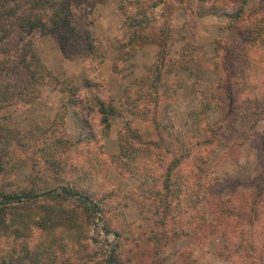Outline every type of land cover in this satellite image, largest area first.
Here are the masks:
<instances>
[{
	"label": "rangeland",
	"instance_id": "374dc122",
	"mask_svg": "<svg viewBox=\"0 0 264 264\" xmlns=\"http://www.w3.org/2000/svg\"><path fill=\"white\" fill-rule=\"evenodd\" d=\"M211 1L207 6L218 7L220 13L199 14L198 0H165L156 21L146 29L137 26L139 37L126 46L129 39L125 16L128 13L125 15L119 7L121 0H72L69 10L75 34L68 40L60 38L58 27L53 32L36 30L33 33L32 50L49 74L38 77L36 84L28 85L27 68L19 66V71L10 77L13 88L9 94L12 91L18 94L0 104V192L59 191L75 178L74 170L65 165L67 155H73L72 165L83 160L89 171L99 176L97 179L85 176L82 183L86 189L98 192L94 197L98 205L84 233L88 235L86 244H82L83 250L72 254L71 261L58 259L55 264H103L110 256L111 264H118V260L122 264H235L226 258L222 241L214 235L219 214L215 212L216 206L207 204L206 200L196 204L195 210L203 213L209 210V226L204 230L206 234L195 236L191 243L166 217L162 227L167 229L169 237L158 251L152 245L137 243L136 246L130 239L122 241L113 233L122 223H133L141 217L151 230V220L156 217L150 202L154 201L158 182L150 176L149 169L137 173L125 168L122 175L118 167L120 164L125 167L130 160V152L122 149L118 139L128 121L127 113L131 111L127 91L134 100L140 99L138 108L141 110L135 113H144V97L153 94L147 85L153 67L160 63V56H165L167 61L177 60L178 66L169 74L176 79L175 90H169L170 97H164L153 108L163 128L160 132L162 147L158 150L163 156L174 149V134H182V138L191 141L188 136L191 130L205 123H217L224 112L214 99V95L221 92L219 75L200 71L199 67L194 71L184 68L186 54L193 52L201 59L203 52L212 57L214 53L226 51L229 56L221 63V68H228L238 81L244 74V61L246 55L249 56L247 36L238 25L230 24L226 16L237 10V4L235 0H225L222 4ZM255 5L264 6V0H248V8ZM161 31L163 36H160ZM162 38L164 41H160ZM12 41L15 46L21 44L17 38ZM1 82L7 84L10 79ZM31 89L34 94H30ZM162 91L163 87L159 93ZM99 103H111L123 112L113 118L107 136L100 133ZM238 107L235 108L240 116L229 113L216 133V145L204 151L208 158L205 171L211 180H219L222 198L230 197L234 188L240 194L251 192L250 184L264 166L260 156L264 143V111L255 118L242 114L245 107L241 104ZM77 118L87 121L89 128H78ZM89 130L95 137L88 138L89 142L82 141L83 151L78 148L65 154L63 142L72 147ZM146 143L141 146L148 149ZM96 148L102 151V155L98 153L100 157L95 158L97 162L102 160L99 167L90 164V157L97 154ZM117 156L120 162L112 163ZM61 166L65 169L63 172L57 170ZM78 200L79 194L61 200L63 208L76 212L77 216H71L76 222L85 219ZM66 219H61L62 224H73L66 230H73L71 234L75 235H65L66 231L60 236L70 239L67 243L72 242L74 249L76 240L84 237L83 233L77 234L82 230L81 223L75 227ZM242 262L239 259L236 264Z\"/></svg>",
	"mask_w": 264,
	"mask_h": 264
},
{
	"label": "trees",
	"instance_id": "16d2710c",
	"mask_svg": "<svg viewBox=\"0 0 264 264\" xmlns=\"http://www.w3.org/2000/svg\"><path fill=\"white\" fill-rule=\"evenodd\" d=\"M71 1L0 0V104L5 103L7 99L15 98L18 94L13 91L9 94V92L13 88L10 77L19 71V66L27 68L30 80L28 85L36 84L38 77L49 74L48 69L41 64L32 50L33 33L36 30H40L41 33L53 32L58 27L60 38L68 40L72 34H75L70 19ZM121 1L119 7L124 14L128 13L125 14L126 36L127 40L129 39L124 44L126 46L139 37L137 26L146 29L156 21L159 9L165 0ZM208 2L209 0H198L199 14L208 11L220 13L218 7L211 8L210 4L207 6ZM212 2L222 4L225 0H212ZM235 3L237 10L226 16L230 24L238 25V29L246 34L249 50L240 81L234 79L228 68L225 70L221 68V63L229 56L226 51L224 54L214 53L212 57L203 52L201 59L196 58L193 52H189L186 54L183 66L193 71L199 67L200 71L217 72L219 75L221 92L219 91L220 94L216 97L214 95V99L216 105L224 112L221 113L217 123L196 126L189 132L191 134H188L191 141L182 138V134L181 136L174 134V149L170 153L166 151V155L161 156L158 150L162 147L160 132H163V128L153 108L164 97L167 99L170 97L169 90H175L176 79L169 74L178 66L177 60L167 61L165 56H160L158 59L160 63L153 67L152 75L147 82L153 94L144 97L146 99L144 113H135L141 110L138 108L140 99L134 100V96L129 90L127 91V94H130L127 96V102L131 111L127 113L128 121L119 132L118 139L122 149L130 152L128 153L130 160L129 163H125V167L118 165L119 171L123 175L125 168L136 170L137 173H145L146 169H149L150 176L158 182V188L154 201L150 202V207L156 215L151 220V226L153 225L151 230L147 229V222L142 217L133 223L124 222L119 230L113 232L122 241L130 239L136 246L137 243L152 245L158 251L169 237L167 229L162 227L166 217L171 224L177 225V232L191 243L195 236L203 235L204 230L209 226L207 222L209 210H205L207 211L204 212L205 214L195 210L196 204L204 203L206 200L207 204L216 206L215 212L219 214L214 235L218 241H222L221 248L225 250L226 258L233 260L235 264L239 259L243 261L242 264H264V166L255 181L251 182L253 188L251 192L240 194L234 188L228 198H222L221 190H218L219 180H211L205 171L208 158L204 151H209L216 145V133L226 116L229 113L237 114L235 107L239 104L245 107L242 112L245 116L256 118L264 111V6L255 5L248 8V0H235ZM162 33L161 31L160 36ZM14 38H17L21 44L15 46V42L12 41ZM160 41H164V38ZM35 66L38 70H35ZM7 78L10 82L2 84L1 81ZM238 82L241 84L239 85ZM161 87H163L162 94L159 93ZM33 92L31 89L30 94H34ZM97 112L101 116L102 136H107L109 133L113 118L123 113L111 103L108 105L99 103ZM76 124L80 129L89 128L87 121L80 118H77ZM148 131L150 135H147ZM94 137L95 133L89 130L84 132L72 147L67 146L64 141V152H74L78 148L83 151L82 141L89 142L88 138ZM145 142L148 149L141 146ZM96 152V156L90 157V164L94 163L99 167L100 164L102 165V160L98 159L97 162L95 158L100 157L102 151L96 148ZM72 156L65 157V165H70V170H74L75 178L73 181H68V186H62L59 191L53 189L33 192L24 189L0 192V264H55L58 259L67 262L71 261L72 254L80 249L83 250L82 244H86L84 241H87L88 237L84 233L87 225L91 224L98 193L95 189H86L82 184L83 178L88 176L97 179L99 176L98 173L92 174L83 160L72 165ZM260 156L264 159V143L260 148ZM112 160V163H119L120 157L117 156ZM57 170L63 172L65 169L61 166ZM76 194H79L78 201L85 216L84 220L79 219L77 222L71 217L77 216L76 212L66 210L61 204L63 197H75ZM241 196L243 200L240 201ZM65 218L73 222L75 227L81 223L82 230L77 234L83 233L86 239L80 237L76 240L78 250L76 246L72 248V242L67 243L70 239L60 236L66 231L65 235H75L71 234L73 230H66V227L69 228L73 224L68 226L62 224L61 219ZM105 229L108 231V228ZM219 255L223 254L220 252ZM117 263L122 264L120 260ZM103 264H110L109 259H104Z\"/></svg>",
	"mask_w": 264,
	"mask_h": 264
},
{
	"label": "water",
	"instance_id": "95a60500",
	"mask_svg": "<svg viewBox=\"0 0 264 264\" xmlns=\"http://www.w3.org/2000/svg\"><path fill=\"white\" fill-rule=\"evenodd\" d=\"M109 263L111 264L112 263V257L110 256L109 258Z\"/></svg>",
	"mask_w": 264,
	"mask_h": 264
}]
</instances>
